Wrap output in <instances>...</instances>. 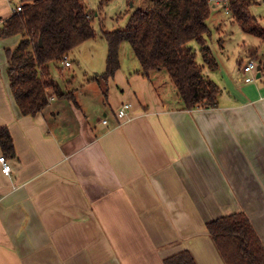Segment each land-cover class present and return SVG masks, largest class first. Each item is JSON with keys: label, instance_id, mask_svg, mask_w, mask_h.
Listing matches in <instances>:
<instances>
[{"label": "crops", "instance_id": "1", "mask_svg": "<svg viewBox=\"0 0 264 264\" xmlns=\"http://www.w3.org/2000/svg\"><path fill=\"white\" fill-rule=\"evenodd\" d=\"M19 4L0 0V28ZM20 39L0 35V126L16 153L10 175L0 161V264H165L181 250L226 264L207 222L239 211L264 242L263 64L262 80L240 77L214 108L184 109L135 63L109 79L107 97L99 72L86 90L71 74L76 102L52 97L23 115L5 53Z\"/></svg>", "mask_w": 264, "mask_h": 264}, {"label": "trees", "instance_id": "2", "mask_svg": "<svg viewBox=\"0 0 264 264\" xmlns=\"http://www.w3.org/2000/svg\"><path fill=\"white\" fill-rule=\"evenodd\" d=\"M254 1L260 0H152L149 6L136 8L126 26L103 30L106 69L96 78L104 95L108 96L109 79L122 66L121 46L128 42L139 60L135 72L150 79L152 72L164 69L184 109L218 107L222 87L204 73L206 67L214 71L219 66L208 39L213 3L226 4L244 30L264 37V28L250 9ZM21 4L23 10L9 16L0 28L1 37L21 35L17 45L5 50L10 87L20 112L36 115L52 97L76 102L74 91L63 90L53 78L52 67H60L65 55L95 37L94 15L85 0H21ZM194 40L203 62L190 44ZM0 146L5 158L16 156L7 126H0ZM207 229L226 264H264V242L246 212L216 217L207 222ZM165 264L198 262L191 251L181 250L167 256Z\"/></svg>", "mask_w": 264, "mask_h": 264}, {"label": "rangeland", "instance_id": "3", "mask_svg": "<svg viewBox=\"0 0 264 264\" xmlns=\"http://www.w3.org/2000/svg\"><path fill=\"white\" fill-rule=\"evenodd\" d=\"M88 11L94 15L93 25L96 30L95 37L85 41L69 53V60L72 61V67H59L53 65V72L59 79L63 90L72 92L73 87L63 80L69 75L74 74V83L76 86H81L82 89H91L89 82H92V89L97 88L96 81L90 80L96 72L102 73L106 69V58L108 54L107 41L103 36V30H115L126 26L131 13L139 7H147L152 3V0H85ZM252 14L257 18L258 23L264 28V0L254 1L251 6ZM211 28L209 34V45L211 46L217 62L218 68L211 71L208 67L204 73L210 74V77L222 87L220 103L224 100L223 95L228 93V88L234 87V82L244 80L246 72L243 66L252 58H255L257 67L262 63L264 65V37L256 33L244 30L234 17L227 11V6L223 2H214L211 16L208 20ZM198 52V61L203 62L201 53L199 52L200 45L194 40L190 42ZM121 61L124 70L134 68L135 63L139 65V60L135 56L131 45L128 42H123L121 46ZM63 64V62H61ZM64 65V64H63ZM65 70V71H64ZM63 72L61 74L60 72ZM129 72H132L129 71ZM155 77V85L161 86L165 84V79L169 83V89L173 96H180L177 87L174 86L169 78L168 73L162 69L157 70ZM255 74V75H256ZM165 78V79H164ZM151 79V77H150ZM154 80V79H153ZM262 80V77L255 81ZM159 82V83H158ZM85 84V85H83ZM95 97V95H94ZM95 103V102H94ZM96 104V103H95Z\"/></svg>", "mask_w": 264, "mask_h": 264}, {"label": "built area", "instance_id": "4", "mask_svg": "<svg viewBox=\"0 0 264 264\" xmlns=\"http://www.w3.org/2000/svg\"><path fill=\"white\" fill-rule=\"evenodd\" d=\"M23 10L22 8V4H19L17 6H15V8L13 9V13H20ZM63 63L65 66H70L71 65V61L69 60V56L65 55ZM256 69V64H255V59H250L248 61V63L244 66V71L245 72H253ZM256 75L251 74L249 76L245 77V81L246 82H251L253 80H255ZM131 108V104L129 102H124L121 107L116 111V116L118 118H124L125 116H127L129 109ZM106 122V120H104ZM0 161L2 163V170L5 174L10 175L12 172V167L11 164L9 163V161L5 158L4 155L0 156Z\"/></svg>", "mask_w": 264, "mask_h": 264}, {"label": "water", "instance_id": "5", "mask_svg": "<svg viewBox=\"0 0 264 264\" xmlns=\"http://www.w3.org/2000/svg\"><path fill=\"white\" fill-rule=\"evenodd\" d=\"M40 43H41V39H40ZM258 74H257V77L259 78L261 76V66L258 65Z\"/></svg>", "mask_w": 264, "mask_h": 264}]
</instances>
